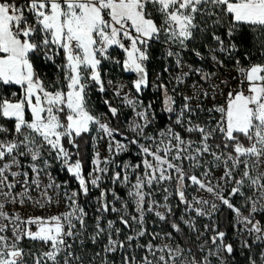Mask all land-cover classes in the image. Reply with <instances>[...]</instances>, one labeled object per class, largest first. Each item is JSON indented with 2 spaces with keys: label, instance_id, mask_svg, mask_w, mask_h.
<instances>
[{
  "label": "snow or ice",
  "instance_id": "snow-or-ice-1",
  "mask_svg": "<svg viewBox=\"0 0 264 264\" xmlns=\"http://www.w3.org/2000/svg\"><path fill=\"white\" fill-rule=\"evenodd\" d=\"M244 29L264 38V0H0V264H230L238 250L264 264V39L242 51ZM157 44L166 63L153 80ZM105 62L135 77L128 91ZM151 88L168 121L155 132ZM93 90L119 105L105 98L97 115ZM124 108L122 131L111 121ZM224 209L238 249L217 223Z\"/></svg>",
  "mask_w": 264,
  "mask_h": 264
},
{
  "label": "trees",
  "instance_id": "trees-1",
  "mask_svg": "<svg viewBox=\"0 0 264 264\" xmlns=\"http://www.w3.org/2000/svg\"><path fill=\"white\" fill-rule=\"evenodd\" d=\"M245 32V43L241 44V50L244 51L246 49H250L253 53L256 52L257 48L259 47V44L257 43L258 39H264L259 37L258 33H253L249 29H244ZM255 37V38H254ZM201 51H204L206 53L205 49H201ZM163 48L160 45H155L152 48V55L154 57L151 65H150V73H151V78L157 75V73H160L163 71V67L166 63V61L163 58ZM62 60V57H57V63H60ZM185 60L187 63L192 64L193 66H200V67H205L207 65L205 70H212L211 63L209 61H199L197 57H195L191 52L185 54ZM39 71L42 73V75L48 77L49 79H54L57 76V69L54 65H52L50 62H39ZM167 63L171 64V61H167ZM230 67V66H229ZM104 71H105V66H104ZM221 71V70H220ZM124 78H133L134 76L131 74L125 75L122 74ZM168 75V73H165L162 79H165V77ZM194 79L198 78V76H193ZM166 80V79H165ZM105 98L112 99L115 105H119V101L113 97L112 92L108 91L107 93L101 94L97 92L96 90H93L91 92V104L93 106L94 112L98 114H104L107 112V108L103 103V100ZM145 103L152 102L153 103V108L158 112L157 119H156V125L155 129L158 127H162L164 124H166L167 118L166 114L163 112L162 109V104H161V96L158 91H154L151 89H146L144 91V95L141 97ZM131 110L124 108L122 110V114L120 116L119 120H113L111 121L112 124L119 125L123 130H126L125 128V122L131 118ZM203 119V115L201 116ZM119 137V136H118ZM81 148L83 149L82 156L84 157L85 160V168H88V161L91 158L93 152H92V135L89 133L87 134L83 140L81 141ZM119 159L121 160H135V153L130 152L128 154L122 155ZM60 179L65 180L68 178L67 173L64 172H58ZM72 186H76L75 182L73 181L71 183ZM98 194L97 192H93V196ZM91 197L87 199V201H83L87 203L88 209L92 210L90 205H89V200ZM238 201L236 200L235 202L237 203L238 206ZM232 212L230 210L224 209L222 214H218L216 219L217 223L220 225V228L222 230H227L229 233V236L227 238L228 242L235 243L233 242L234 238V232L231 229V225L228 224L227 226L225 225V218H227L229 221L232 219ZM115 216L113 215L111 218H114ZM33 249H38L40 246L39 245H32L31 246ZM244 254L241 253L239 250L234 254V257L230 261V264H247V257L243 256Z\"/></svg>",
  "mask_w": 264,
  "mask_h": 264
},
{
  "label": "rangeland",
  "instance_id": "rangeland-1",
  "mask_svg": "<svg viewBox=\"0 0 264 264\" xmlns=\"http://www.w3.org/2000/svg\"><path fill=\"white\" fill-rule=\"evenodd\" d=\"M164 51V49H163ZM113 55L123 59V54L119 51V50H115L113 52ZM210 62V61H209ZM211 63V62H210ZM105 66V73L107 74L106 75V79H111L114 81V84H124L126 85L127 87L125 88V91H128L130 88H131V80L134 79L135 77L133 78H124L122 74H125V75H128V73H125L122 68L118 65H114V64H111V63H108V62H105L104 64ZM212 66V65H211ZM193 67H200V66H193ZM172 70H171V75H175L176 72H175V66L174 64H172L171 66ZM185 71H187V69L185 68L184 69ZM221 70V71H220ZM220 73H225L227 70L226 69H220ZM230 75H234V73H229ZM156 76H154L152 79L155 80ZM166 80L170 79V75L168 74L166 77H165ZM199 81V77L198 78H195L192 76L190 77L188 80H187V83L186 85L183 87L182 91L185 93V94H191L190 92V85H192L194 82H197ZM205 87L207 88V85H205ZM152 90L154 91H157L155 88H152ZM227 90L225 89V92ZM133 95H135V93L133 92ZM90 102H91V93H90ZM181 102L178 98V103ZM218 102H222V97L221 98H218ZM206 104H210V102H206ZM128 109V108H126ZM130 110V109H129ZM98 115H101V114H98ZM203 115V114H202ZM201 115V116H202ZM155 126L151 129L152 132H155ZM92 135V137H95L97 136V132L93 131L90 133ZM117 139H121V137H117ZM105 146H106V141L104 140H100L99 141V151L101 152L102 155H107V153L105 152ZM97 148V145H96V142L92 139V152H94ZM127 161V160H126ZM58 172H64L63 169L60 168L59 165L57 164H53V174L57 177V180L58 182H61L63 181L62 179H60V176H59V173ZM220 173L219 171H217L216 175L218 176ZM69 187H73L71 184L69 185ZM123 194V193H122ZM98 195V194H96ZM206 197H207V194L205 193L204 194ZM95 196V195H94ZM89 205L92 207L93 210H95L94 206H93V203H92V197L91 199L89 200ZM238 206H239V201H238ZM62 207L61 206V210H62ZM31 211V209L29 210ZM53 211H56V209H53ZM199 223L202 225L203 223H210V221H206V220H201L199 221ZM233 242L234 243V247H237V249L239 248L238 244H236V234H234V238H233ZM243 256H248V253L247 251L243 252Z\"/></svg>",
  "mask_w": 264,
  "mask_h": 264
},
{
  "label": "built area",
  "instance_id": "built-area-1",
  "mask_svg": "<svg viewBox=\"0 0 264 264\" xmlns=\"http://www.w3.org/2000/svg\"><path fill=\"white\" fill-rule=\"evenodd\" d=\"M75 187H76V186H73V187H71V188H75ZM90 207H91V206H90ZM91 209H92V207H91ZM88 211L91 213V212H94L95 210H93V209H92V210H89V209H88ZM114 218H115V217H114ZM113 258H116V257H113ZM117 259H118V258H117Z\"/></svg>",
  "mask_w": 264,
  "mask_h": 264
}]
</instances>
